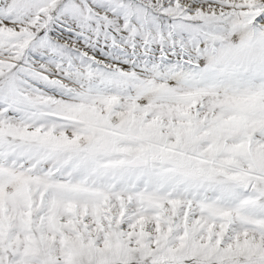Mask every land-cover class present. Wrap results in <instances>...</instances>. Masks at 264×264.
Instances as JSON below:
<instances>
[{"label":"snow or ice","instance_id":"obj_1","mask_svg":"<svg viewBox=\"0 0 264 264\" xmlns=\"http://www.w3.org/2000/svg\"><path fill=\"white\" fill-rule=\"evenodd\" d=\"M0 264H264V0H0Z\"/></svg>","mask_w":264,"mask_h":264}]
</instances>
